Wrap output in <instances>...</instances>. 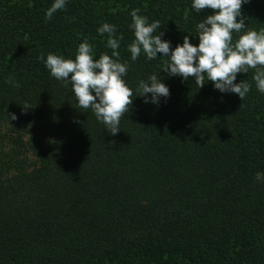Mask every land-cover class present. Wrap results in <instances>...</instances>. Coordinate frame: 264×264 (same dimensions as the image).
Returning <instances> with one entry per match:
<instances>
[{
  "label": "trees",
  "instance_id": "obj_1",
  "mask_svg": "<svg viewBox=\"0 0 264 264\" xmlns=\"http://www.w3.org/2000/svg\"><path fill=\"white\" fill-rule=\"evenodd\" d=\"M53 2L0 0V264H264L255 70L237 74L235 83L251 85L241 100L207 78L198 87L169 76L162 53L133 61L128 48L134 9L160 22L173 50L186 35L198 46L197 25L211 10L196 12L192 0H67L48 20ZM241 11L246 28L233 42L264 29V0ZM105 23L123 37L117 51L134 93L116 135L40 59H75L85 40L94 59L111 55L98 32ZM153 74L170 90L158 104L138 91Z\"/></svg>",
  "mask_w": 264,
  "mask_h": 264
},
{
  "label": "clouds",
  "instance_id": "obj_2",
  "mask_svg": "<svg viewBox=\"0 0 264 264\" xmlns=\"http://www.w3.org/2000/svg\"><path fill=\"white\" fill-rule=\"evenodd\" d=\"M247 2L249 0H192L191 7L196 12L211 10L212 14L197 25L198 46L191 43L186 35L183 44H178L174 50L170 41L162 39L165 34L159 31L160 22L150 23L146 16L139 14L140 9H134L131 28L135 38L128 46L131 59L135 61L143 52L152 60L162 53L164 58H168L164 71L169 76H179L184 80L192 77L198 87H203L207 78L221 93L238 94L241 100L251 90V85L246 80L235 83L237 74L254 69L253 80L257 90L264 93V29L244 31L233 42V33H241L246 28L241 9ZM66 3L67 0H54L46 12V19L50 20L58 10L64 9ZM116 30L115 25L108 23L98 29L101 36L108 34L107 46L112 49L111 55L105 52L94 59L93 46L85 40L78 46L75 59L53 53H49L46 60L40 57L54 78L71 83L79 107L91 109L112 135L120 131L121 117L129 112L134 96L124 79L128 64L120 61L117 49L123 37L116 38ZM7 82L19 87L12 76ZM138 91L145 97V103L158 104L161 97L170 96L168 86L155 74L150 75L148 81H139ZM149 93L151 100L147 97ZM28 107L24 105L25 109ZM10 118L17 119L14 113Z\"/></svg>",
  "mask_w": 264,
  "mask_h": 264
}]
</instances>
